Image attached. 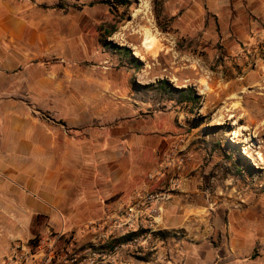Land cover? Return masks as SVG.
<instances>
[{
	"label": "crops",
	"instance_id": "0c3cea01",
	"mask_svg": "<svg viewBox=\"0 0 264 264\" xmlns=\"http://www.w3.org/2000/svg\"><path fill=\"white\" fill-rule=\"evenodd\" d=\"M45 1L0 0V260L15 242L48 232L74 231L78 246L90 244L89 222L167 184L171 167L158 183L147 177L182 138L189 161L181 185L156 217L143 219L153 234L140 242L156 252L143 261L122 253L113 264H264L263 210L253 222L247 212L221 211L200 183L204 152L192 134L164 132L159 122L138 129L102 96V83L89 87L85 69L63 64L86 42ZM223 229L225 240L214 245ZM176 230L182 237L154 235Z\"/></svg>",
	"mask_w": 264,
	"mask_h": 264
},
{
	"label": "rangeland",
	"instance_id": "374dc122",
	"mask_svg": "<svg viewBox=\"0 0 264 264\" xmlns=\"http://www.w3.org/2000/svg\"><path fill=\"white\" fill-rule=\"evenodd\" d=\"M45 2L66 16L72 37L86 42L63 64L85 69L89 87L102 83V96L138 129L159 122L164 132L192 134L204 152L200 183L221 211L247 212L248 222L257 207L264 213V0H130L125 8L107 0ZM146 36L153 40L145 48ZM111 45L128 48L131 57ZM162 81L167 94L149 91ZM171 87L190 89L194 101L180 103ZM215 233L218 245L228 232ZM155 252L136 247L126 254L143 261Z\"/></svg>",
	"mask_w": 264,
	"mask_h": 264
},
{
	"label": "built area",
	"instance_id": "2783aa9c",
	"mask_svg": "<svg viewBox=\"0 0 264 264\" xmlns=\"http://www.w3.org/2000/svg\"><path fill=\"white\" fill-rule=\"evenodd\" d=\"M184 139L180 138L165 157V164L159 166L149 176L150 183H158L161 175L168 168L173 174L167 184L154 191H137L133 193L127 204L123 205L113 217L89 222L86 229L95 232V239L89 246H78V235L74 231L48 232L43 237L30 241L15 242L9 255L0 260V264H113L118 255L127 253L130 248L142 246V239L152 235L150 226H144L143 219L156 217L170 194L179 189L182 178L181 167L189 161V155L182 149ZM140 233L126 242L117 240L132 232Z\"/></svg>",
	"mask_w": 264,
	"mask_h": 264
},
{
	"label": "trees",
	"instance_id": "16d2710c",
	"mask_svg": "<svg viewBox=\"0 0 264 264\" xmlns=\"http://www.w3.org/2000/svg\"><path fill=\"white\" fill-rule=\"evenodd\" d=\"M107 2L111 4V7H112V8H125V7H128V6L130 5V3H131L130 0H107ZM114 31H115V29L109 30V31H108V34L111 35L112 33H114ZM108 47H109V46H108ZM111 47H112V49H113V48H117V49L123 51L127 57H131V52H130V50H129L128 48L117 47V46H112V45H111ZM109 48H110V47H109ZM121 48H122V49H121ZM166 84H167V83H166L165 81H162V82L158 85V87L156 86V87H154V88H150L149 91L153 92L155 95H158V94H160L161 92H163L164 94H167L168 91L166 90V89H167ZM165 86H166V88H165ZM171 88H172V87H171ZM172 90H175L177 93L180 94V97H179V98H180V99H179V102H180V103H182V102H192V101H194V97H193L192 91H191L190 89H174V88H172ZM144 95H146V93H145ZM137 98H138V97H137ZM145 100H146V99H145ZM144 102H148V99H147V101H144ZM237 154H238V157L244 159V157L242 156L240 150L237 151ZM244 160H245V159H244ZM245 161H246V160H245ZM246 162H247V163H246V167H248V169H249V168H250V163H249V161H246ZM142 232H144V231H139V232L130 233V234H128L127 236L118 239L117 241L120 242V243H121V242H126L127 240H129V239H131V238H133V237H135V236H138V235H139L140 233H142ZM154 234L157 235L158 237H160L161 239H165V238H167V237L170 236V233L167 232V231H157V232L154 233Z\"/></svg>",
	"mask_w": 264,
	"mask_h": 264
},
{
	"label": "bare ground",
	"instance_id": "6f19581e",
	"mask_svg": "<svg viewBox=\"0 0 264 264\" xmlns=\"http://www.w3.org/2000/svg\"><path fill=\"white\" fill-rule=\"evenodd\" d=\"M153 38L152 37H148L146 36L144 43H143V47H147L151 42H152Z\"/></svg>",
	"mask_w": 264,
	"mask_h": 264
}]
</instances>
